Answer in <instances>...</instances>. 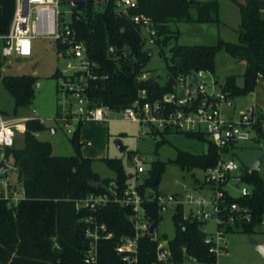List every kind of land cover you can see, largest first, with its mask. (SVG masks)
I'll return each mask as SVG.
<instances>
[{
  "label": "trees",
  "instance_id": "trees-1",
  "mask_svg": "<svg viewBox=\"0 0 264 264\" xmlns=\"http://www.w3.org/2000/svg\"><path fill=\"white\" fill-rule=\"evenodd\" d=\"M138 1V7L130 13H143L152 19L158 28L157 45L161 47L169 44L174 35L170 28L173 21L221 22L218 0ZM233 1L238 4L241 17L238 40L228 41L219 37L215 44H174L170 49L168 79L161 83L153 78V85L148 87L152 99L173 91L179 75L200 69L215 73L216 55L221 50L246 62L242 84L238 82L236 74H230L221 85V89L233 99L254 91L257 81L264 79V0ZM61 3L68 4V0H61ZM14 9L15 0H0V32L8 30ZM71 24L86 42L91 60L97 63L94 70L98 78L89 79L86 89L94 104L114 109L130 105L137 97L139 88L147 86L145 81L137 79V74L146 71L144 66L151 57L146 52L139 24L128 15L121 14L115 0H109L103 7L96 6L94 0H86L85 7L73 8ZM175 32L178 36L179 31ZM110 42L116 48V58L109 55ZM1 67L2 61L1 85L14 98L13 112L3 111L17 114L19 107L32 102L38 78L33 74H3ZM60 75L58 70L54 73V76ZM256 114L255 127L258 128L259 137L264 123V100ZM82 122H78L70 137L73 154L53 153L51 142L40 139L36 134L45 126L39 119L27 122L23 145L4 150L7 156L13 158L17 182L22 187L23 195L17 203L0 197V264H85L90 243L86 230L89 226L93 227L90 218L105 223L107 231L112 233L110 239L101 238L98 242V264H127L122 255L116 252L114 244L122 236L135 234L132 208L111 199L96 209H77L76 199L90 193L109 192L113 196L112 186L122 193L130 185L132 174L127 173L123 160L118 157L104 158L114 170V177H102L94 170L93 159L81 152ZM174 131L178 130L155 129L151 133L161 134L163 142L164 134ZM181 132L207 141L208 148L202 153L178 148L171 162L189 171L206 169L217 163L220 155L218 148L205 133ZM224 152L228 153L229 149L225 148ZM133 153L130 152V157ZM166 164L160 159L151 162L144 183L139 186L142 194L147 187L157 188L159 183L154 185L153 179L158 176L160 182ZM240 171L243 181L251 184L250 193L236 197L227 190L218 214L228 219L229 207L236 202L242 215L236 218L234 225H228L226 232L252 234L256 226L264 222V179L257 170L241 166ZM6 174H0V177ZM198 182L200 179L195 178V183ZM143 207L157 227L163 216L157 202L147 198ZM173 218V237L168 238L163 234L167 244L166 254L159 258L162 240L147 233L140 239L138 264H187L191 260L215 264L217 254L206 241V220L185 217L184 205L177 206Z\"/></svg>",
  "mask_w": 264,
  "mask_h": 264
},
{
  "label": "built area",
  "instance_id": "built-area-1",
  "mask_svg": "<svg viewBox=\"0 0 264 264\" xmlns=\"http://www.w3.org/2000/svg\"><path fill=\"white\" fill-rule=\"evenodd\" d=\"M108 1L94 0V3L98 7H103ZM68 5H70L69 2ZM115 5L121 14L128 15L135 23L139 24L145 43L148 41L152 45L151 47L157 45L158 28L152 19L143 13H130L132 9L138 7V0H115ZM73 8L76 7L71 6L70 19L68 20L62 9L61 0H15V9L9 28L5 32H0V61L2 63L12 56L18 58L33 55L37 38L52 39L55 41L60 55L78 59L79 66L72 73L60 71L66 84L60 87V91L65 95L69 94L74 103L80 104L74 111L58 115V118H63L66 121L67 126L70 125V119L73 116L78 122L88 119L107 120V111L103 108L105 105L94 104L95 102L86 91L88 80L98 78V74L94 70L97 63L91 60L86 42L71 24ZM77 16L79 17V15ZM144 31L147 36L144 35ZM68 65L72 66V63L69 62ZM207 72L209 71L200 69L189 74L179 75L173 91L154 99L150 97L148 86L141 87L134 101L121 109L124 120L136 122L140 126L146 125L149 127V132L155 129H171L205 133L217 146L220 155L214 166L203 169L205 171L204 179L195 183L194 188L202 191L208 189L209 194L189 191L187 185H184V190L179 192L162 193L155 188L148 190L146 188L142 194L139 191V186L144 183L145 177L139 180L137 175L136 182L130 183L122 193L117 192L112 186L110 189L113 196L109 192L90 193L76 199L77 209H96L111 199L132 208L131 219L135 224V234L122 236L114 244L116 252L122 255L127 264H138V250L142 236L149 233L153 235V238H156V228L153 233L150 232L152 222L147 210L143 207V202L147 198L157 202L161 213L169 210L174 212L178 205L187 204L191 211L189 214L184 212L185 217L204 220L216 218L218 221L216 233L211 234L205 231L207 232L206 241L211 244V250L215 251L217 255L218 251L225 247L221 244L224 242L228 225H234L236 218L242 215L236 202H233L229 207L228 219L218 213L221 211L219 206L226 196L227 184L231 183V180L238 181L240 185L244 182L241 177V165L232 151L241 142L250 139L249 127L256 129L257 112L250 108L249 111L242 112L236 119L225 115L220 104L231 105L234 99L222 89L218 93L209 92L204 80ZM259 76L261 77L262 74L260 73ZM195 77L198 80H195ZM149 78L151 77L147 71L137 74V79L140 81H146ZM182 95L184 101L181 100ZM32 119H39L44 123L43 119L37 116H18L14 113H5L0 109V148L4 151L15 146L19 134L24 135L27 122ZM68 130L70 131V128ZM225 148L229 149L228 153L224 152ZM131 159L136 173L148 172L145 155L135 152ZM12 185L7 174L0 177V197L8 198L10 203H17L22 197L23 191L22 195L18 197L17 187H12ZM1 186L3 187L1 188ZM241 192V195H247L250 193V188L242 185ZM90 221H92L93 227L89 226L86 230L87 236L90 237V243L85 254V264H98V242L101 238L110 239L112 233L107 231L105 223H98L92 218ZM161 247H164L167 252L165 244L160 242L159 249ZM162 256L159 254V258Z\"/></svg>",
  "mask_w": 264,
  "mask_h": 264
},
{
  "label": "rangeland",
  "instance_id": "rangeland-1",
  "mask_svg": "<svg viewBox=\"0 0 264 264\" xmlns=\"http://www.w3.org/2000/svg\"><path fill=\"white\" fill-rule=\"evenodd\" d=\"M221 7L220 23L197 22V21H173L170 28L174 31L173 37L169 44L164 46L154 45V53L144 66L149 77L155 78L161 83L168 79V61H170L171 47L176 44H215L218 37H224L228 41L238 40V28L240 27V10L238 4L233 0H218ZM62 9L65 11L66 18L70 19L71 6L63 4ZM224 16V17H223ZM175 31H179L178 36ZM146 35V31H144ZM148 41L145 48L151 47ZM227 59L231 55L225 50L217 53L216 73L207 72L204 76L206 88L210 92L218 93L221 91V85L227 74H238V81L241 83L242 78L239 75L238 63L231 64ZM233 58V57H232ZM235 59V58H233ZM71 62L72 66L68 63ZM78 59L68 55H60L55 41L50 38H37L35 40V50L33 55L28 57L12 56L2 63V72L7 75L33 74L37 76L38 86H34V97L29 105L21 106L17 110L18 116L40 117L44 121V128L36 134L40 139L48 140L52 144L54 154L69 155L74 153L70 137L78 125L75 116L70 119V125H66L63 118H58V113L65 114L68 111H74L80 104L74 103L70 95H65L58 90L62 85H66L64 77L54 76V73L63 71L72 73L78 68ZM237 68V69H236ZM217 79V81H215ZM36 84V83H35ZM180 87V85H179ZM264 100V79L257 81L254 91L235 97L231 105L221 103L220 108L225 115H231L233 118H239L242 112L249 111L253 108L258 112ZM107 111V120H84L80 128L81 139L83 141L81 152L93 159V168L102 177H114V170L106 163L105 157H118L124 162L127 173L132 174L130 183L134 184L138 179L142 180L147 172L136 173L134 163L130 157V152H140L146 156V168L154 160L166 161L165 170L161 174L160 182L155 190L162 193H174L184 190L187 185L188 190L196 193L209 194V190H199L194 188L195 178L204 179L205 171L200 168L186 170L181 166L171 162V159L177 155L178 148L191 151L193 153L205 152L208 148V142L188 136L181 131H174L164 134L165 141L162 142L161 134L149 132V127L140 126L136 122L123 119L122 109H114L103 106ZM0 109L13 112L14 98L10 92L1 85L0 82ZM54 128L55 131L50 129ZM70 128V131L68 130ZM250 139L240 143L232 153L243 168L251 169V162L264 152V123L262 134L258 137L256 129L249 127ZM23 134H19L16 145H23ZM118 141L126 147L120 149ZM4 156L8 159L10 167L7 175L12 187H17V196L22 195V187L17 182L16 168L13 165L11 155L7 156L3 149L0 148V158ZM258 173L264 179V157L260 161ZM245 185L251 188L249 182L238 184V181L231 180L227 184V190L230 194L238 197L242 194L241 186ZM3 186H1L2 188ZM151 187H147V190ZM5 189V188H4ZM195 208V207H193ZM191 208L184 204V212L189 214ZM162 218L156 227V238L161 239V243L167 247L166 240H163V234L168 238L173 237L175 233V221L173 210L162 212ZM204 229L211 234L218 230V221L216 218L206 220ZM250 236L258 242L264 243V222L256 226L255 232L246 234L240 231L225 232L224 242L221 244L225 247L218 251L217 261L215 264H264V254L259 251L250 241ZM187 264H208L200 263L196 260L187 261Z\"/></svg>",
  "mask_w": 264,
  "mask_h": 264
},
{
  "label": "water",
  "instance_id": "water-1",
  "mask_svg": "<svg viewBox=\"0 0 264 264\" xmlns=\"http://www.w3.org/2000/svg\"><path fill=\"white\" fill-rule=\"evenodd\" d=\"M69 4L73 7H76V8H83L86 6V1L85 0H69L68 1ZM147 54L149 56L153 55L154 53V48L153 47H150L147 49ZM109 55L111 58H116L117 57V51H116V48L114 47V45L110 42L109 43ZM195 80H198L197 77H195ZM154 83V80L153 78H149L145 81V84L148 86V87H151ZM38 86V82H36L35 84V87ZM181 100L184 101V96L182 95L181 96ZM75 101V100H74ZM51 131H55L54 128L50 129ZM256 132L258 134V128H256ZM118 145H119V148L120 149H125V145L122 144V142L118 141ZM264 157V152L262 154H260L259 156H257L252 162H251V169L252 170H258L259 169V164H260V161L262 160V158ZM10 167V163L8 161V159L4 156L0 158V174H3V173H6L8 171ZM159 183V177L156 176L154 179H153V184L154 185H157ZM155 223H152L151 224V227H150V232L153 233L155 231ZM250 241L254 244V246L259 250L261 251L263 254H264V243L263 242H258L256 241L254 238H252L250 236ZM159 254L160 255H164L166 254V251L164 249V247H161L160 250H159Z\"/></svg>",
  "mask_w": 264,
  "mask_h": 264
},
{
  "label": "crops",
  "instance_id": "crops-1",
  "mask_svg": "<svg viewBox=\"0 0 264 264\" xmlns=\"http://www.w3.org/2000/svg\"><path fill=\"white\" fill-rule=\"evenodd\" d=\"M240 1H244V0H240ZM220 12H221V7H220ZM262 16H263V18H264V9L262 10ZM224 17V16H223ZM241 18V17H240ZM220 19L222 20V17H221V14H220ZM219 37H221V36H219ZM218 37V38H219ZM221 38H223L224 40H226L224 37H221ZM216 57H217V55H216ZM228 57H226V60H228L229 61V63H230V65L231 64H234V63H238V68L240 69L239 71V75H241V78H242V81H241V83L240 84H242L243 83V77H242V74H243V72H244V70H245V68H246V62L244 61V60H239V59H233L232 57H231V59H227ZM237 69V68H236ZM216 70H217V67H216ZM216 73V72H215ZM231 74H235V73H231ZM228 75H230V74H227L226 75V77L228 76ZM237 76H238V74H236ZM226 77H225V79H226ZM238 78V77H237ZM225 79H224V81H225ZM238 80V79H237ZM215 81H217V79H215ZM223 81V82H224ZM223 82H222V84H223ZM239 82V81H238ZM222 84H220V85H222ZM229 117H231V115H228ZM89 120H94V119H89ZM97 121V120H96Z\"/></svg>",
  "mask_w": 264,
  "mask_h": 264
}]
</instances>
